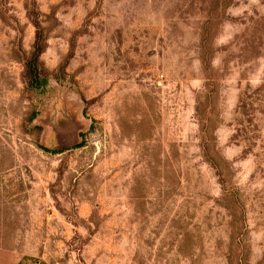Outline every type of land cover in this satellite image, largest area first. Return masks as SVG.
Listing matches in <instances>:
<instances>
[{
  "label": "rangeland",
  "instance_id": "obj_1",
  "mask_svg": "<svg viewBox=\"0 0 264 264\" xmlns=\"http://www.w3.org/2000/svg\"><path fill=\"white\" fill-rule=\"evenodd\" d=\"M0 264H264V0H0Z\"/></svg>",
  "mask_w": 264,
  "mask_h": 264
}]
</instances>
